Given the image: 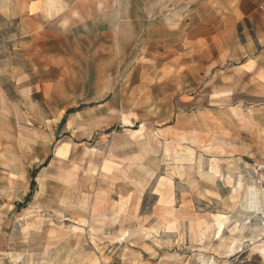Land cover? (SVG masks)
Instances as JSON below:
<instances>
[{"label":"rangeland","instance_id":"obj_1","mask_svg":"<svg viewBox=\"0 0 264 264\" xmlns=\"http://www.w3.org/2000/svg\"><path fill=\"white\" fill-rule=\"evenodd\" d=\"M6 5L0 264H264V0Z\"/></svg>","mask_w":264,"mask_h":264},{"label":"crops","instance_id":"obj_2","mask_svg":"<svg viewBox=\"0 0 264 264\" xmlns=\"http://www.w3.org/2000/svg\"><path fill=\"white\" fill-rule=\"evenodd\" d=\"M3 1H6L3 3ZM44 7L47 11L53 12L55 10L65 9V5L68 4V0H42ZM125 0H118V11L124 7ZM7 4V0H0V7H3ZM7 6V5H6Z\"/></svg>","mask_w":264,"mask_h":264},{"label":"trees","instance_id":"obj_3","mask_svg":"<svg viewBox=\"0 0 264 264\" xmlns=\"http://www.w3.org/2000/svg\"><path fill=\"white\" fill-rule=\"evenodd\" d=\"M64 122H65V119L63 120V123H64ZM33 177L35 178V177H36V175L34 174V175H33Z\"/></svg>","mask_w":264,"mask_h":264},{"label":"bare ground","instance_id":"obj_4","mask_svg":"<svg viewBox=\"0 0 264 264\" xmlns=\"http://www.w3.org/2000/svg\"><path fill=\"white\" fill-rule=\"evenodd\" d=\"M6 1H3V3H5ZM125 202V201H124Z\"/></svg>","mask_w":264,"mask_h":264}]
</instances>
